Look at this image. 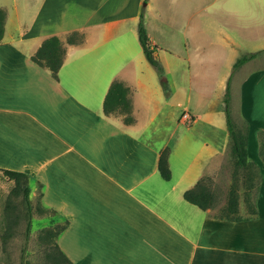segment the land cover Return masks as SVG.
I'll list each match as a JSON object with an SVG mask.
<instances>
[{
	"label": "crops",
	"instance_id": "crops-1",
	"mask_svg": "<svg viewBox=\"0 0 264 264\" xmlns=\"http://www.w3.org/2000/svg\"><path fill=\"white\" fill-rule=\"evenodd\" d=\"M106 2L39 0L25 30L4 29L0 171L26 174L29 197L40 190L41 206L64 227L57 245L72 264H264V174L254 199L257 214L247 220L218 219L210 214L213 208L203 211L184 200L183 193L200 178L218 179L226 138L222 143L195 139L196 124L190 126L195 119L187 109L189 126L180 117L161 142L146 135L152 117L144 118L139 103L148 107L149 99L134 95L141 84L127 71L129 61L112 67L104 45L110 40L118 45L119 25L138 22L141 6L144 22L148 3L128 0L108 8ZM221 3L224 13L210 24L217 26L223 50L242 45L264 50V0ZM72 32L84 35L82 44L66 42ZM52 36L65 49L56 77L31 59ZM100 38L104 49L94 52ZM68 65L73 67L67 76ZM114 81L128 88L129 123L118 110L103 111ZM246 82L240 119L248 125L247 158L261 164L264 71L252 74L249 91L243 92ZM165 147L167 181L157 168Z\"/></svg>",
	"mask_w": 264,
	"mask_h": 264
},
{
	"label": "rangeland",
	"instance_id": "rangeland-1",
	"mask_svg": "<svg viewBox=\"0 0 264 264\" xmlns=\"http://www.w3.org/2000/svg\"><path fill=\"white\" fill-rule=\"evenodd\" d=\"M127 1L107 0L106 3L109 8L111 4ZM147 1L143 0L142 3H148L144 8V26L153 42L151 45L155 47L154 58L162 67V75L148 63L142 52L137 37V19L119 25L118 45L114 40L104 45L100 38L94 52L104 49L100 47L104 45L109 50L108 61L112 67L129 61L127 71H132L135 80L141 84L134 95H140L139 101L149 99L150 102L148 107L139 103L144 118L152 117L147 121L145 133L154 136L156 143L167 137L186 109L195 119L192 125L190 121L186 122V126L196 124L195 132H192L195 139L222 143V136L226 138L228 150L219 171L220 176L216 181L210 179L209 182L215 197L210 214L222 216L229 191L235 187L238 209H242L238 216L246 218L249 204L254 203L258 176L264 174V162L255 163L256 167L251 166L246 170L235 168L229 152L223 99L230 78L229 110L233 121L243 131L245 122L240 119L241 87L247 81L243 92L249 91L252 74L264 71V51L252 62L232 71L233 64L241 55L254 50L253 46L242 45L236 50L224 51L219 44L221 35L217 26L210 22H216L218 16L224 13L222 0ZM38 4L39 0H0V9L6 14L4 29L8 33L25 30ZM68 36L66 34L64 37L66 42ZM72 37L79 39L76 35ZM63 43L61 41L65 52ZM72 67L68 65L64 74L68 76ZM186 126L180 125V129ZM13 186L14 176L0 171V264H50L48 256L54 254L53 245H57L58 236L55 238L48 232H57L58 226L62 225L53 217V211L40 212V208H43L40 190L29 197L32 205L29 218L22 196L11 194ZM28 221L31 227L26 235Z\"/></svg>",
	"mask_w": 264,
	"mask_h": 264
},
{
	"label": "trees",
	"instance_id": "trees-1",
	"mask_svg": "<svg viewBox=\"0 0 264 264\" xmlns=\"http://www.w3.org/2000/svg\"><path fill=\"white\" fill-rule=\"evenodd\" d=\"M147 0H145L146 2ZM5 12L0 9V40L3 37L4 33V23H5ZM72 35H76L79 37L78 40H74ZM82 34L79 32H72L69 34L67 38L68 44L73 45H80L83 43ZM137 37L139 44L141 46L142 52L150 65H152L161 75L163 73L162 67L160 66L159 62L154 58L155 47L151 45L146 28L143 22V9L140 13L139 20L137 23ZM62 44L60 40L55 37L47 38L39 47L37 52L31 59L42 66L48 68L53 77H56L58 70L62 65V61L64 58V53L62 50ZM264 51V50H262ZM259 52L253 53H246L241 55L233 64L232 71H236L241 66L246 64L247 62L253 60L257 57ZM224 112L226 118V127L228 132V139H229V152L233 159V163L236 169H248L249 167L253 166L256 167L254 162L248 161L247 158V151H246V143H247V133H248V125L245 122L244 130L241 131L235 122L232 119L229 104H230V78L227 82V86L225 89L224 94ZM116 110L118 112H122L127 116L124 118V122L129 123L131 122V118L129 116L131 110L130 100L128 98V88L119 81H114L110 85V88L105 96L103 102V111L107 115L109 113H113ZM260 157L264 162V140L260 143ZM168 155H169V148L165 147L158 156L157 168L158 172L162 179L169 180L171 177L170 169L168 167ZM14 176V186L11 189V194L14 196L21 195L22 199L25 203L27 215L30 218L32 215V205L29 200L30 194V187L28 184V177L26 174L22 172H11ZM249 180V179H248ZM261 181V176H258V183L255 188L257 191L259 184ZM210 178L202 177L200 178L193 188L186 190L183 193V198L190 204H193L200 208L201 210L205 211L207 209H212L214 206V193L210 186ZM227 206L222 211V216L216 217L218 219L227 220V221H241L253 218L256 214V207L255 202L253 204H249L248 207V217L241 218L238 216V195L237 190L235 187H232L228 194ZM49 212L46 209L40 208V212ZM51 212V211H50ZM31 227L30 221L26 224V235H28L29 230ZM64 229L63 226H58V231L51 233L48 232L49 235H54L56 238L58 234ZM53 250L55 251L54 254H49L48 259L50 264H72L69 259L61 252L58 245H53Z\"/></svg>",
	"mask_w": 264,
	"mask_h": 264
},
{
	"label": "built area",
	"instance_id": "built-area-1",
	"mask_svg": "<svg viewBox=\"0 0 264 264\" xmlns=\"http://www.w3.org/2000/svg\"><path fill=\"white\" fill-rule=\"evenodd\" d=\"M183 119H184L185 121H190V120H191L187 114H184V115H183Z\"/></svg>",
	"mask_w": 264,
	"mask_h": 264
}]
</instances>
